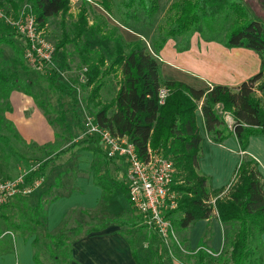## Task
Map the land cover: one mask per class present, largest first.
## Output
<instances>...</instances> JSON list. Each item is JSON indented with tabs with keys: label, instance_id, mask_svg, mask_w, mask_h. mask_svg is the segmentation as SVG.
Returning <instances> with one entry per match:
<instances>
[{
	"label": "trees",
	"instance_id": "16d2710c",
	"mask_svg": "<svg viewBox=\"0 0 264 264\" xmlns=\"http://www.w3.org/2000/svg\"><path fill=\"white\" fill-rule=\"evenodd\" d=\"M80 2L81 6L71 25V31H62V36L54 46L53 58L65 44L74 43L77 46L80 62L86 67L82 72L83 85L89 88L87 101L94 107L95 121L108 128L114 135L126 136L142 157H145L151 148L171 158L177 181L173 189L179 193L176 209L168 213V216L172 217L173 227L185 229L196 220L209 219L213 211L216 212L220 223L237 224L229 241L227 257L222 254L214 256L213 249L207 248L201 239L194 251L197 264H263L264 178L258 168V162L252 156L243 154L235 168L227 193L219 196L225 186L211 189L209 177L198 169L202 137L197 123V112L200 111L204 130L214 143H221L233 136L239 149L245 151L251 137L260 136L264 139V21L251 17L241 0L171 2L167 9L170 23L162 31L163 38L159 42L153 41L152 44L156 54L166 38L181 37L187 44L190 36L200 31L210 40L221 39V43L227 48L255 51L261 60L260 70L237 86L214 84L195 88L179 80L164 79L160 63L143 41H124L116 31H111L108 35V38L115 36L114 53L108 61L100 52L92 53L88 34L100 32L98 20L106 26L108 23L103 15L96 14L95 23L88 25L87 14L92 7L87 0ZM97 3L127 27L131 20L139 18V13L146 19H151L159 9V0H98ZM70 4V0H26L24 9L34 15L39 30L45 29L49 18L59 15L63 29ZM5 5L9 6L6 13L17 19L21 10L19 2L0 0V7ZM17 35L21 36L11 24L0 19V51L2 45H8L16 56L12 60L14 69L0 65V102H6L5 110L11 109L8 102L13 91L32 95L29 86L19 77L16 70L19 65L27 68L24 62L28 48L24 38V45H17ZM83 39L84 43L80 45L79 42ZM46 71L49 72L47 80L50 87L56 88V70L49 68ZM117 74L120 76L118 88L109 102H102L100 93L105 81ZM162 88L167 91L163 101L159 96ZM256 91L260 92L259 98ZM71 101L76 102L74 97H71ZM226 115L233 120L231 126L225 120ZM0 140L8 144V138L2 134ZM87 141L92 139L89 137L72 143L57 152V156L75 146L86 148ZM52 158L38 162L26 174L25 183L32 184L36 179L43 178ZM93 180L102 189L103 199H111L115 188L111 187L106 179L100 178L96 170L93 172ZM117 190H122L124 194L127 192L125 184H118ZM41 208V204L36 206V209ZM43 218L45 219V215ZM119 223L117 225H122L123 221ZM22 226L16 224L17 228L22 229L26 224ZM104 226L105 224L101 227H90L85 232L98 231ZM34 231V228L29 229V233ZM46 235L55 240L52 249L61 250L62 260L60 261L57 253H50L49 257L55 264H70L71 243L62 242L61 239L56 241L50 233ZM38 243L39 238L36 236L32 241L33 259L36 264H42ZM129 243L132 256L137 264H142L135 244L131 241Z\"/></svg>",
	"mask_w": 264,
	"mask_h": 264
},
{
	"label": "rangeland",
	"instance_id": "374dc122",
	"mask_svg": "<svg viewBox=\"0 0 264 264\" xmlns=\"http://www.w3.org/2000/svg\"><path fill=\"white\" fill-rule=\"evenodd\" d=\"M17 1L22 10L26 6V0ZM87 1L92 7V10H88L87 14L88 25L95 23L94 16L96 14L103 15L108 23L106 26L98 20L100 32L88 34L89 48L92 53L100 52L106 61L111 58L115 48L113 41L115 36L108 38L111 31H116L117 35L120 34L124 41L142 40L150 53L160 63L162 77L165 76L166 61H171L192 72L209 74L216 62L225 59L221 51L224 50L225 53H228V49L227 47L224 48L221 39L210 40L206 34L196 31L190 36L187 44L181 37L166 38L165 43L161 45L162 48L156 54L152 44L153 41L159 42L163 38L162 31L170 23L167 9L174 0H159V9L151 19H146L139 13V18L131 20L128 27L104 11L97 3L98 0ZM70 2L68 15L64 18L65 28L61 29L60 15L51 17L48 19L45 29L40 31L41 33L35 31L36 41L43 40L54 47L62 36L63 30L66 33L71 31V25L76 19L81 2L80 0H70ZM241 2L245 4L251 17L264 21V0H241ZM8 9L9 6L3 7V11ZM16 41L18 46L24 45L23 37L17 35ZM79 43L80 45L83 44L84 39ZM77 49L74 43H67L59 49L55 58L52 59L57 73L56 88L54 89L50 87L47 80L49 72L43 68H36L25 59L24 65L30 68L27 69L19 65L16 66V70L19 77L29 86L32 95L16 91L20 96L14 94L13 97L10 96L12 99L9 98L8 102L11 107L10 110H5L6 102H0V134L8 138V144L0 140V179L15 178L26 171H31L38 162L45 158L53 157L45 174L47 181L43 182L42 180L31 193L17 196L6 207L3 206L0 209V257L5 254H12V264H23L20 245L32 247V241L37 236L39 238L37 246L41 263L55 264L49 257L50 253H57L61 261V250L53 251L52 246L55 240L46 235L50 232L46 230L45 219L43 218L45 215L44 206L63 194L59 200L66 199L64 200L66 204L71 201L77 202L78 205L81 202L91 204L93 197L90 196V193L88 192L89 195L86 198H82L76 194L80 192L79 190L74 192L73 186L76 174L80 173L81 176L76 184L78 187L82 184L86 185L82 181L96 170L99 172L100 178L106 179V182L115 188L113 197L109 202L102 200L98 206L88 209H71L67 213L60 230L54 234L50 233L56 238V241L61 239L62 242H70L72 250L75 242L86 235L87 228L101 227L105 224L104 228L113 226L121 228L119 231L135 244L142 264H197L194 251L198 244L194 247V243L190 245L191 239L195 240L194 235L197 231L194 229L197 228V225L192 227L195 224L191 223L185 229L173 227V237L165 242L160 239L153 229L148 228L143 223L141 215L130 206L126 194L122 190H117L118 184H124L123 162L121 159L107 157L98 138L92 137V141H87L86 148L75 146L70 151L57 156V152L62 148L83 140L82 138L79 139V135L83 130L84 120L86 116L94 115V107L87 101L89 88L83 85L82 71L84 67L80 62ZM252 53L257 54L255 51ZM14 58H16L14 50L8 45H2L0 65L14 69L12 64ZM248 61L250 65L251 60ZM119 79L120 76L117 74V76H111L105 81L100 93L102 102L111 100L119 86ZM59 85L62 86L59 87ZM256 96L259 98L260 92L256 91ZM71 97L75 98V103L71 101ZM262 104L264 107V101ZM35 114L43 116L52 128L53 136L49 142L40 143L30 139L26 134L29 132L31 134L36 133L39 127L34 125L30 131L25 126H20V122H17V119L21 122H27L31 116L33 120H37ZM225 120L231 126L228 115L225 116ZM197 123L200 125L199 115H197ZM229 183L219 196H224L227 193ZM84 192L86 193V190H82L83 195ZM213 200L212 198L211 201ZM38 204H41V210L36 209ZM214 213L215 211L211 216ZM175 217L176 215L173 216V218ZM119 221H123V223L118 226ZM16 224L21 226L26 224V226L23 229L17 228ZM236 227V223L223 226V245L218 251L213 250L214 256L222 254V256L227 257V251L230 248L229 241ZM30 228H34L35 231L29 233ZM204 233L203 241L206 247L211 249L209 244L211 239L210 222ZM16 243H18L17 246Z\"/></svg>",
	"mask_w": 264,
	"mask_h": 264
},
{
	"label": "crops",
	"instance_id": "0c3cea01",
	"mask_svg": "<svg viewBox=\"0 0 264 264\" xmlns=\"http://www.w3.org/2000/svg\"><path fill=\"white\" fill-rule=\"evenodd\" d=\"M227 49L228 53H225L226 51L224 50L221 51L225 59L216 62L212 66V71L209 74L192 72L171 61H166V66L164 67L165 76L163 78L167 80H179L195 88H203L214 84L234 87L260 70L261 60L257 54L252 53L254 51L245 48ZM248 60H251L250 65L248 64ZM17 93L18 92L13 91L11 97H13V94L20 96ZM197 115H199L200 125L198 124V126L201 127V130L199 127V131L202 137V153L198 158V169L200 172L210 177L211 189H217L229 183L243 154L252 156L258 162V168L264 178V139L262 137H251L245 151L239 149L237 141L233 136L228 137L221 143H214L208 138L204 130L200 111L197 112ZM35 116L37 120H33L31 116L27 122H21L19 119H17V122H20V126L23 125L30 129V131L33 126L36 125L39 127L38 131L34 134L29 132L26 136H29L30 139L36 142H49L53 136L52 128L43 116L40 114H35ZM228 118H230L232 124V118L229 115ZM79 174H76L75 177V184L73 186L74 192L79 190L81 193L78 192L76 194H79L82 198H86L89 192L90 196L93 197L92 203L88 204L81 202V204L78 205L76 204L77 202L71 201L69 204H66L64 202L66 199L59 200L64 194L54 201H50L44 206L45 226L48 232L53 234L58 232L62 227L64 219L67 217V213L71 209H88L93 206H98L99 203L104 200L102 189L94 183L93 174H89L88 177H85L84 181H82L85 182L86 185L82 184L77 187V181L81 177ZM42 180L43 182L47 181L46 175ZM82 190H86L84 195ZM71 193H73V190H71ZM110 200L111 199H109L108 202ZM211 217L209 219L192 222L195 224H192V227H196L197 225V228L194 229L197 232L194 235L195 240L191 239L190 245L194 243V247L203 239L204 232L208 228L210 222V247L214 251H218L221 248L223 245L222 228L227 224H222L218 221L216 212ZM119 230H121L120 227L113 226L86 233L84 237H81L75 242L76 244L71 250L72 260L70 264H137L132 256L131 246L127 239L128 237H126V235L124 236ZM262 240L264 243V235H262ZM17 244L18 243H16V246ZM20 246L21 254H23L22 256H26L24 258L22 257L23 264H36L33 259L32 247ZM12 261V254H5L0 257V264H12Z\"/></svg>",
	"mask_w": 264,
	"mask_h": 264
},
{
	"label": "built area",
	"instance_id": "2783aa9c",
	"mask_svg": "<svg viewBox=\"0 0 264 264\" xmlns=\"http://www.w3.org/2000/svg\"><path fill=\"white\" fill-rule=\"evenodd\" d=\"M24 8L20 10L18 18L13 19L0 7V19L11 24L26 39L28 48L25 57L31 65L38 69H55L52 63L54 47L43 40L36 41L34 33L41 30L37 27L34 15ZM85 69L86 67L83 71ZM82 79L84 82L83 73ZM166 94L165 88L160 89L161 101ZM89 137L99 139L107 157L121 159L123 162L126 197L132 208L141 215L143 223L153 229L164 242L173 237L174 230L168 213L176 209L179 193L173 189L177 181L171 158L151 149L145 157L140 156L131 140L126 136L112 134L108 128L95 121L94 115L86 116L79 135V139ZM28 172L30 171L15 178L0 179V208L15 197L29 194L39 186L43 178L36 179L32 184L25 183Z\"/></svg>",
	"mask_w": 264,
	"mask_h": 264
}]
</instances>
